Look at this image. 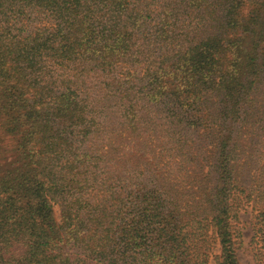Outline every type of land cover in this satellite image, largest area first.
<instances>
[{"label":"trees","instance_id":"1","mask_svg":"<svg viewBox=\"0 0 264 264\" xmlns=\"http://www.w3.org/2000/svg\"><path fill=\"white\" fill-rule=\"evenodd\" d=\"M245 205L264 264V0H0V264H240Z\"/></svg>","mask_w":264,"mask_h":264},{"label":"rangeland","instance_id":"2","mask_svg":"<svg viewBox=\"0 0 264 264\" xmlns=\"http://www.w3.org/2000/svg\"><path fill=\"white\" fill-rule=\"evenodd\" d=\"M8 140L6 139L5 142ZM58 211V208H56ZM251 207L245 205L238 212V221L236 223L237 228H239L241 243L236 250V255L240 264H255L252 258L251 247H250V237H251ZM211 264H214L211 262Z\"/></svg>","mask_w":264,"mask_h":264}]
</instances>
